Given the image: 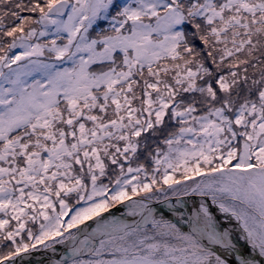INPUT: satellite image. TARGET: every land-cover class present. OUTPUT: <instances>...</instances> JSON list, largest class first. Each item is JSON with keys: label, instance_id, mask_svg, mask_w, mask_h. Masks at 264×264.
<instances>
[{"label": "snow or ice", "instance_id": "snow-or-ice-1", "mask_svg": "<svg viewBox=\"0 0 264 264\" xmlns=\"http://www.w3.org/2000/svg\"><path fill=\"white\" fill-rule=\"evenodd\" d=\"M0 264H264V0H0Z\"/></svg>", "mask_w": 264, "mask_h": 264}]
</instances>
